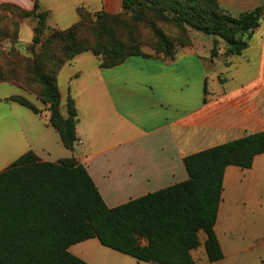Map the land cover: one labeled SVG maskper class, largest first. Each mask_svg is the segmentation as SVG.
Here are the masks:
<instances>
[{"label":"crops","instance_id":"0c3cea01","mask_svg":"<svg viewBox=\"0 0 264 264\" xmlns=\"http://www.w3.org/2000/svg\"><path fill=\"white\" fill-rule=\"evenodd\" d=\"M36 1L38 11L48 13L50 29L65 30L80 8L110 14L123 10L121 0H0V28L11 21L16 47L32 46L37 21L15 12H32ZM217 1L234 16L264 3ZM204 40L203 49L197 44L174 60L133 56L103 68L96 55L84 52L65 64L57 80L62 115H67L69 99L77 110L73 152L49 125L40 101L0 83V165L5 170L13 156L29 151L44 162L74 156L110 208L186 181V156L264 131V17L240 56L212 58L214 38ZM11 44L5 40L4 49ZM13 96L25 98L42 114L9 100ZM215 232L224 258L209 261L201 232L200 246L191 252L194 264H264V153L250 169L226 168ZM69 251L87 264H149L96 238Z\"/></svg>","mask_w":264,"mask_h":264},{"label":"trees","instance_id":"16d2710c","mask_svg":"<svg viewBox=\"0 0 264 264\" xmlns=\"http://www.w3.org/2000/svg\"><path fill=\"white\" fill-rule=\"evenodd\" d=\"M121 1V14L80 8L78 22L65 30L48 28V13L39 12L36 1L32 12H15L21 19L32 17L37 21L32 46L23 49L16 47L17 32L11 21L1 22L6 26L0 28V83L21 88L8 76L4 65L21 59L31 62L41 85L37 97L49 112V125L71 152L78 142V119L72 99L67 104V116L60 109L57 77L65 64L84 52L96 55L103 68L118 66L133 56L174 60L178 55V48L154 26L158 49L155 56L138 48L125 51L114 35L105 42L111 16L123 21L130 16L135 23L149 24L153 17L213 36L212 58L219 55V40L226 45V57L242 55L264 17V3L234 16L217 0ZM86 28L95 41H81ZM5 40L12 43L8 51L3 47ZM188 43L176 45L183 48ZM9 100L42 114L23 97ZM263 153L264 131L188 155L184 158L189 176L186 181L110 208L86 167L74 156L44 162L29 151L0 172V264H87L69 249L94 238L138 262L194 264L191 252L200 246L201 232L207 237L209 261H220L224 255L215 225L225 170L228 166L250 169L254 158Z\"/></svg>","mask_w":264,"mask_h":264},{"label":"rangeland","instance_id":"374dc122","mask_svg":"<svg viewBox=\"0 0 264 264\" xmlns=\"http://www.w3.org/2000/svg\"><path fill=\"white\" fill-rule=\"evenodd\" d=\"M115 16L116 15H113L109 20H107L106 29H108L110 34H107L104 39L105 42H110V36L114 35L117 40H119L123 44L125 51H133L135 48H138L147 55H157L158 49L156 45L157 38L155 36V31L169 39L174 44V46L178 48V54L183 51H186L187 49H194V47H199L198 45H200L199 49H203L207 44L204 39L214 38L215 41V37L213 36H206L190 29H183L173 22L161 21L152 17L151 24L135 23L130 19V16L126 17V21H123L121 19L116 20L114 18ZM78 20V12H73L70 20L71 22H67V24L69 25L64 27V29L70 28ZM153 26L155 27V31ZM81 39L83 43L87 41L93 42L96 40V37L89 31V29L86 28V30H84L81 35ZM184 41H189L188 46L182 48L181 46L176 45L179 43H183ZM217 48L219 49L218 57L226 58L225 53L227 51V48L222 40L218 41ZM8 50L9 49H6V51ZM4 68L8 76L11 79H14L16 81L15 83H17L22 90H24L26 93L35 97L38 100L37 95L41 85L39 84L38 78L34 75L31 62H27L21 59L17 60L14 64H5ZM3 107L4 106L0 104V108ZM8 147L9 146H7L6 149H8ZM11 159L13 160L11 161V163H9L10 165L15 162L18 158H16V156H13ZM3 168L5 167L0 165V172L4 170Z\"/></svg>","mask_w":264,"mask_h":264}]
</instances>
